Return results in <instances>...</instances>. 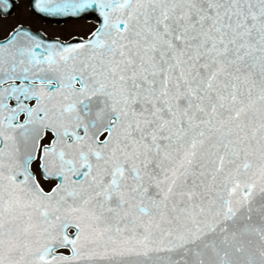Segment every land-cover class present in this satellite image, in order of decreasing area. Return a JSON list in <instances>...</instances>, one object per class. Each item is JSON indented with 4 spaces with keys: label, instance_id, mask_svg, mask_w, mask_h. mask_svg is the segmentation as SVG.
I'll list each match as a JSON object with an SVG mask.
<instances>
[{
    "label": "snow or ice",
    "instance_id": "snow-or-ice-1",
    "mask_svg": "<svg viewBox=\"0 0 264 264\" xmlns=\"http://www.w3.org/2000/svg\"><path fill=\"white\" fill-rule=\"evenodd\" d=\"M28 7L94 26L0 27V264H264V0Z\"/></svg>",
    "mask_w": 264,
    "mask_h": 264
},
{
    "label": "flooded vegetation",
    "instance_id": "flooded-vegetation-1",
    "mask_svg": "<svg viewBox=\"0 0 264 264\" xmlns=\"http://www.w3.org/2000/svg\"><path fill=\"white\" fill-rule=\"evenodd\" d=\"M17 5L10 17L0 16V27L6 32L9 28L21 22L38 30L49 39H71L75 35H82L94 25L89 20H75L60 17H43L35 14L28 7L31 0H12Z\"/></svg>",
    "mask_w": 264,
    "mask_h": 264
}]
</instances>
